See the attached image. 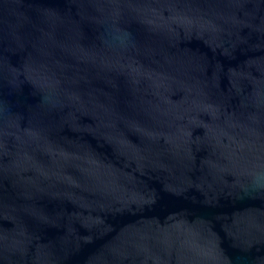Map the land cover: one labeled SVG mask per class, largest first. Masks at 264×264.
I'll list each match as a JSON object with an SVG mask.
<instances>
[{
    "label": "water",
    "instance_id": "1",
    "mask_svg": "<svg viewBox=\"0 0 264 264\" xmlns=\"http://www.w3.org/2000/svg\"><path fill=\"white\" fill-rule=\"evenodd\" d=\"M0 264H264V0H0Z\"/></svg>",
    "mask_w": 264,
    "mask_h": 264
}]
</instances>
